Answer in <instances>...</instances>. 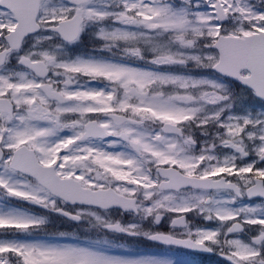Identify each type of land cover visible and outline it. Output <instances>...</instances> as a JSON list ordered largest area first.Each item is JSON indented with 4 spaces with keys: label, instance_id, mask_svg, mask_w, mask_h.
<instances>
[{
    "label": "snow or ice",
    "instance_id": "1",
    "mask_svg": "<svg viewBox=\"0 0 264 264\" xmlns=\"http://www.w3.org/2000/svg\"><path fill=\"white\" fill-rule=\"evenodd\" d=\"M188 253L264 264V0H0V264Z\"/></svg>",
    "mask_w": 264,
    "mask_h": 264
},
{
    "label": "flooded vegetation",
    "instance_id": "2",
    "mask_svg": "<svg viewBox=\"0 0 264 264\" xmlns=\"http://www.w3.org/2000/svg\"><path fill=\"white\" fill-rule=\"evenodd\" d=\"M140 249L142 251H150V252H159V250L165 251V249L162 246L151 244L149 242H142L140 244ZM179 251L183 252V250H179ZM190 255L191 253L186 254L187 257H189ZM199 259H202V258L193 257L192 260L197 261Z\"/></svg>",
    "mask_w": 264,
    "mask_h": 264
},
{
    "label": "trees",
    "instance_id": "3",
    "mask_svg": "<svg viewBox=\"0 0 264 264\" xmlns=\"http://www.w3.org/2000/svg\"><path fill=\"white\" fill-rule=\"evenodd\" d=\"M206 261H209L210 262H206V264H213V261L210 259V257H204Z\"/></svg>",
    "mask_w": 264,
    "mask_h": 264
},
{
    "label": "rangeland",
    "instance_id": "4",
    "mask_svg": "<svg viewBox=\"0 0 264 264\" xmlns=\"http://www.w3.org/2000/svg\"><path fill=\"white\" fill-rule=\"evenodd\" d=\"M185 258L190 260V258H189V257H185ZM191 261H192V260H191Z\"/></svg>",
    "mask_w": 264,
    "mask_h": 264
}]
</instances>
